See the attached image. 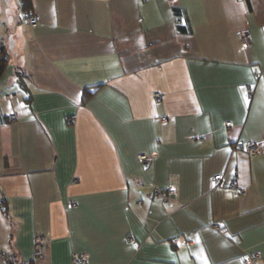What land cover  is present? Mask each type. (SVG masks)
<instances>
[{"label":"crops","instance_id":"0c3cea01","mask_svg":"<svg viewBox=\"0 0 264 264\" xmlns=\"http://www.w3.org/2000/svg\"><path fill=\"white\" fill-rule=\"evenodd\" d=\"M0 41L14 263L43 236L41 264H264V148L235 147L264 143V0H0Z\"/></svg>","mask_w":264,"mask_h":264},{"label":"built area","instance_id":"2783aa9c","mask_svg":"<svg viewBox=\"0 0 264 264\" xmlns=\"http://www.w3.org/2000/svg\"><path fill=\"white\" fill-rule=\"evenodd\" d=\"M170 2L174 3V0H169ZM174 6H176L174 4ZM182 17L181 16H175V20L177 23L182 22ZM27 24L31 27L34 28L37 26V24L40 22V16L38 14H30L26 18ZM241 35V41L243 44H248L250 42V33L248 30L244 29L240 33ZM254 75L257 77L259 75V71L255 70ZM247 90L249 94L252 93V86L250 84L247 85ZM155 99L160 98L159 93L154 94ZM15 114L10 115V119L14 120ZM165 118H162L164 120ZM230 122H227L225 125L228 127L230 126ZM236 149L244 151L246 154L254 156L257 155L263 148H264V143L263 142H246V143H236L235 145ZM155 154H144L139 156V159L141 162H146L151 160L154 157ZM214 181V186L219 187V188H224L226 187V183L223 179L222 174H217L213 177ZM156 193H159L160 191L155 189ZM168 195H174L175 190L173 187H168L166 190ZM242 192V191H241ZM1 205V204H0ZM216 228L217 225H214ZM130 241H132L131 238H129ZM45 247H46V240L43 236H37V238L34 241L33 244V256L31 260H25L22 261L21 263L18 264H41L45 260ZM0 259L4 260L6 264H16L14 263L11 258L3 253L0 250ZM259 259V254L255 253L252 255H248L247 257L244 258L243 264H254V262ZM71 264H89L87 254L85 253H73L71 257Z\"/></svg>","mask_w":264,"mask_h":264},{"label":"trees","instance_id":"16d2710c","mask_svg":"<svg viewBox=\"0 0 264 264\" xmlns=\"http://www.w3.org/2000/svg\"><path fill=\"white\" fill-rule=\"evenodd\" d=\"M22 4L24 7H29V0H22ZM173 8H174L175 16H181L183 18L177 5L174 6ZM182 23H183V19H182V22L177 23V26H176L177 31L181 33L189 32V29L186 26H184ZM7 61L8 59H7V51H6L5 45L2 41H0V78L3 76L5 72ZM93 92L94 91L90 92L88 90H85V94L87 95L92 94Z\"/></svg>","mask_w":264,"mask_h":264}]
</instances>
